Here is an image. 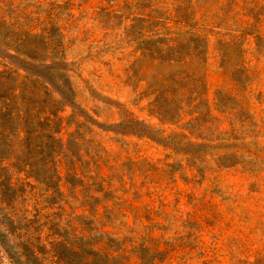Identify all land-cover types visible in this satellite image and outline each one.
Returning <instances> with one entry per match:
<instances>
[{
  "label": "rangeland",
  "instance_id": "rangeland-1",
  "mask_svg": "<svg viewBox=\"0 0 264 264\" xmlns=\"http://www.w3.org/2000/svg\"><path fill=\"white\" fill-rule=\"evenodd\" d=\"M264 264V0H0V264Z\"/></svg>",
  "mask_w": 264,
  "mask_h": 264
},
{
  "label": "trees",
  "instance_id": "trees-1",
  "mask_svg": "<svg viewBox=\"0 0 264 264\" xmlns=\"http://www.w3.org/2000/svg\"><path fill=\"white\" fill-rule=\"evenodd\" d=\"M8 254H10V256H14V257H16V255L15 254H17L16 252L15 253H13L12 251H8ZM14 260H15V264H22L23 262L22 261H20V259L18 258V257H16V259L14 258Z\"/></svg>",
  "mask_w": 264,
  "mask_h": 264
}]
</instances>
